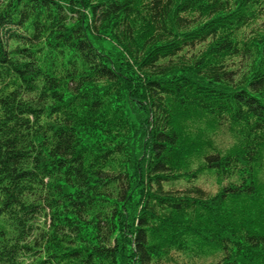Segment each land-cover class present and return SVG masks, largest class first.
<instances>
[{
    "label": "trees",
    "instance_id": "16d2710c",
    "mask_svg": "<svg viewBox=\"0 0 264 264\" xmlns=\"http://www.w3.org/2000/svg\"><path fill=\"white\" fill-rule=\"evenodd\" d=\"M211 258L264 264V0H0V264Z\"/></svg>",
    "mask_w": 264,
    "mask_h": 264
},
{
    "label": "rangeland",
    "instance_id": "374dc122",
    "mask_svg": "<svg viewBox=\"0 0 264 264\" xmlns=\"http://www.w3.org/2000/svg\"><path fill=\"white\" fill-rule=\"evenodd\" d=\"M258 25H254L251 28H246L245 31L243 32L244 35H249L251 32L252 28H257ZM214 138H212L211 141L214 142V145L219 148V150L221 151H226L229 148L232 147L233 143V138L230 136L229 133H227L226 131L222 132L220 130H217L214 132ZM211 133H207V135H205L203 138H206L208 135H210ZM204 182V186L212 193L214 194L215 192H217L218 190V184H217V180L215 177H213L212 174L210 173H206L201 179L200 181H198L197 183H203ZM212 261L214 262V259L211 258L206 260V264H211ZM205 263V260H204Z\"/></svg>",
    "mask_w": 264,
    "mask_h": 264
}]
</instances>
